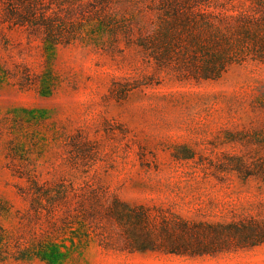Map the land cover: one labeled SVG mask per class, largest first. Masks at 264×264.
<instances>
[{"label":"rangeland","instance_id":"1","mask_svg":"<svg viewBox=\"0 0 264 264\" xmlns=\"http://www.w3.org/2000/svg\"><path fill=\"white\" fill-rule=\"evenodd\" d=\"M243 14L264 0L0 3V228L61 182L195 224L264 219V62L228 51L212 72V24ZM83 232L61 262L0 264H264V242L190 257Z\"/></svg>","mask_w":264,"mask_h":264},{"label":"trees","instance_id":"2","mask_svg":"<svg viewBox=\"0 0 264 264\" xmlns=\"http://www.w3.org/2000/svg\"><path fill=\"white\" fill-rule=\"evenodd\" d=\"M1 17V21L7 18L5 11ZM235 21L226 31L212 24V46L216 50L212 55V72L224 70L226 63H231L225 57L230 52H249L254 60L264 62V15L243 14ZM237 24L240 25L235 28L236 33H229L227 29ZM221 43L227 48L217 50ZM234 45L238 49L233 50ZM216 76L212 73V78ZM203 77L211 76L204 73ZM261 164L264 174V160ZM29 194L20 229L6 234L0 228V261L39 258L48 263L61 262L69 250L67 241L73 246L74 236L81 230L83 235L95 234L99 244L106 248L117 246L120 251L128 252L158 250L190 257L214 255L222 248L252 247L264 242L263 218L227 224H195L180 217L155 214L148 206L131 205L116 197L107 200L91 186L75 187L63 182L37 185Z\"/></svg>","mask_w":264,"mask_h":264}]
</instances>
